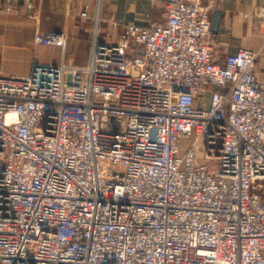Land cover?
<instances>
[{
	"label": "built area",
	"instance_id": "obj_1",
	"mask_svg": "<svg viewBox=\"0 0 264 264\" xmlns=\"http://www.w3.org/2000/svg\"><path fill=\"white\" fill-rule=\"evenodd\" d=\"M218 6L0 75V264H264L263 48L215 59Z\"/></svg>",
	"mask_w": 264,
	"mask_h": 264
},
{
	"label": "crops",
	"instance_id": "obj_2",
	"mask_svg": "<svg viewBox=\"0 0 264 264\" xmlns=\"http://www.w3.org/2000/svg\"><path fill=\"white\" fill-rule=\"evenodd\" d=\"M208 2L211 0H200ZM223 12L219 30H212L213 55L219 62L241 47L263 48L257 73L264 75V0H213ZM168 0H0V75L28 76L35 63L88 66L95 39L116 42L124 26H147L167 19ZM87 12L83 17L81 13ZM90 21H88V20ZM95 24L98 37L90 27ZM65 32L67 46L36 45L35 33ZM102 34V35H101ZM29 63L17 70V60Z\"/></svg>",
	"mask_w": 264,
	"mask_h": 264
},
{
	"label": "rangeland",
	"instance_id": "obj_3",
	"mask_svg": "<svg viewBox=\"0 0 264 264\" xmlns=\"http://www.w3.org/2000/svg\"><path fill=\"white\" fill-rule=\"evenodd\" d=\"M88 21H90V20H88ZM90 27H91V29L95 30L94 31L95 38L98 37V31H96L97 27L95 26L93 21L90 22ZM28 69H29V63L27 60L25 61V60H23V58H20L19 60H17V70L18 71H26L27 72ZM255 187H256L255 189L257 191H260L264 195V182H260V181L256 182Z\"/></svg>",
	"mask_w": 264,
	"mask_h": 264
},
{
	"label": "water",
	"instance_id": "obj_4",
	"mask_svg": "<svg viewBox=\"0 0 264 264\" xmlns=\"http://www.w3.org/2000/svg\"><path fill=\"white\" fill-rule=\"evenodd\" d=\"M223 12L221 10L215 9L212 13V30L217 32L219 30L221 18Z\"/></svg>",
	"mask_w": 264,
	"mask_h": 264
}]
</instances>
